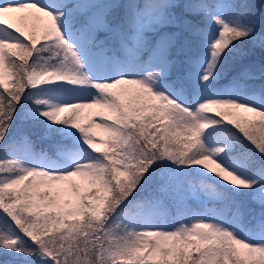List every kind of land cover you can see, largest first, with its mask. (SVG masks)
<instances>
[{"label": "snow or ice", "instance_id": "snow-or-ice-1", "mask_svg": "<svg viewBox=\"0 0 264 264\" xmlns=\"http://www.w3.org/2000/svg\"><path fill=\"white\" fill-rule=\"evenodd\" d=\"M0 264H264V0H0Z\"/></svg>", "mask_w": 264, "mask_h": 264}, {"label": "rangeland", "instance_id": "rangeland-1", "mask_svg": "<svg viewBox=\"0 0 264 264\" xmlns=\"http://www.w3.org/2000/svg\"><path fill=\"white\" fill-rule=\"evenodd\" d=\"M88 111H89V110H86V111H85V118H84V120L82 121V122L85 123V124L88 122V121H87ZM97 111H98L97 109H92V110H91L92 113H95V112H97ZM98 135L101 136V137H103V133H98Z\"/></svg>", "mask_w": 264, "mask_h": 264}, {"label": "trees", "instance_id": "trees-1", "mask_svg": "<svg viewBox=\"0 0 264 264\" xmlns=\"http://www.w3.org/2000/svg\"><path fill=\"white\" fill-rule=\"evenodd\" d=\"M37 47H39V45H37ZM102 138H106V135L105 134H103V137ZM103 150V149H102Z\"/></svg>", "mask_w": 264, "mask_h": 264}]
</instances>
